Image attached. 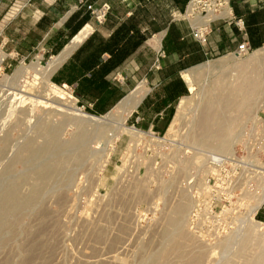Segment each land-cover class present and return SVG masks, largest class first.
<instances>
[{"label": "rangeland", "instance_id": "374dc122", "mask_svg": "<svg viewBox=\"0 0 264 264\" xmlns=\"http://www.w3.org/2000/svg\"><path fill=\"white\" fill-rule=\"evenodd\" d=\"M52 59L44 47L29 57L13 53L0 26V211L11 185L23 196L42 190L0 236V264H264V148H239L244 129L264 118L235 116L259 94L258 74L244 66L252 53L186 72L185 80L197 74L196 86L180 102L169 131L157 134L140 129L135 113L125 116L118 105L92 115L71 87L51 77L45 82L40 72ZM221 62L227 68H214ZM78 113L97 121L79 124ZM51 127L64 148L24 159L27 144L35 151L47 145L43 130ZM78 137L77 146L69 144ZM220 145L228 147L225 153L213 150ZM232 149L242 160L207 192L204 156ZM256 153L257 162L251 159ZM59 161V173L43 182L40 172ZM195 191L201 209L214 196L219 203L217 216L200 212L193 229ZM183 203L188 209L178 234L169 221Z\"/></svg>", "mask_w": 264, "mask_h": 264}, {"label": "crops", "instance_id": "0c3cea01", "mask_svg": "<svg viewBox=\"0 0 264 264\" xmlns=\"http://www.w3.org/2000/svg\"><path fill=\"white\" fill-rule=\"evenodd\" d=\"M190 1L0 0V26L17 55L29 57L44 47L57 65L52 83L71 87L92 115L110 113L147 83L133 122L156 134L169 131L180 102L191 95L184 74L234 55L247 41L252 57L259 54L260 61L251 59L246 67L255 70L261 83L255 105L238 109L235 116L264 118V0H230L232 21L213 23L205 44L179 17ZM104 5L109 11L99 22L92 11ZM237 19L243 20L245 32L236 26Z\"/></svg>", "mask_w": 264, "mask_h": 264}, {"label": "built area", "instance_id": "2783aa9c", "mask_svg": "<svg viewBox=\"0 0 264 264\" xmlns=\"http://www.w3.org/2000/svg\"><path fill=\"white\" fill-rule=\"evenodd\" d=\"M97 17L99 22L105 20L107 10L106 7H102L98 12L92 11ZM183 20L190 23L193 30L194 38L202 44L207 43L209 34L212 31L211 25L215 22H228L232 21V7L230 0H191L187 6L186 11L179 15ZM236 26L245 32L244 22L241 19L236 20ZM251 52L247 41H244L238 46L237 51L234 55L238 58L246 57ZM82 109V108H81ZM79 109V110H81ZM84 109V107H83ZM82 111V110H81ZM259 119V117H257ZM256 120V119H255ZM244 136L242 137L240 150L252 147L254 149L264 148V121L256 120L250 126L246 127L243 131ZM258 154L254 155L251 159L256 161ZM205 167L207 175L205 176L207 192L211 194L218 189L222 175L228 171V168L233 166L242 160L243 156L239 153L232 155H219L209 153L204 156ZM256 158V159H255ZM213 183V184H212ZM194 197L197 202L195 209L192 212L191 224L195 229V222L200 215V212H204L209 217L217 216V204L219 203L216 196L208 201L204 210L201 209L203 202L201 195L195 191ZM197 230V229H196Z\"/></svg>", "mask_w": 264, "mask_h": 264}, {"label": "bare ground", "instance_id": "6f19581e", "mask_svg": "<svg viewBox=\"0 0 264 264\" xmlns=\"http://www.w3.org/2000/svg\"><path fill=\"white\" fill-rule=\"evenodd\" d=\"M74 47V46H73ZM68 49V48H67ZM70 49H72L70 47ZM68 52V51H67ZM70 53H67V55H69ZM257 54V53H256ZM259 56V54H258ZM257 55H255L254 57H252V62H256L258 61L260 58ZM260 61V60H259ZM258 61V62H259ZM56 62V60L54 61ZM60 61L58 60V63ZM257 62V63H258ZM53 63V62H52ZM50 64L48 66V68H46V70H44L45 72L42 73L40 72L41 78L45 81L48 82L49 78L51 76V74H53L52 72L55 71L54 68H57V65L55 63ZM61 63V62H60ZM54 64L56 65V67L54 66ZM228 64L226 62H221L218 63L216 65H214V68H227ZM246 66V65H244ZM243 66V67H244ZM250 66V65H248ZM245 69V68H244ZM193 73V72H192ZM191 72L186 76V81L189 84V87L193 88L194 84H195V76L197 74H192ZM53 84H49V86L51 87ZM147 91V88L145 87L144 84L140 85L137 89H135L134 91H132L129 96L127 98H125L119 105H118V110L120 112H122L125 116H129L139 105V103L141 102V100L143 99L145 93ZM73 104V103H72ZM237 107H235L236 109ZM215 111L214 107H209L207 111ZM74 117L76 118V120L79 122V124H87L90 125L92 123H95V121H97L95 118L89 116V115H85V114H73ZM205 117L211 118V117H217L214 114H205ZM203 116V117H204ZM204 117V118H205ZM206 123L205 125H203V127L199 126L200 129H204L205 132H209L211 126L209 125L211 122V120H208L206 118ZM54 122V121H53ZM46 127V126H45ZM43 131H45L44 133H46L45 135L49 138L48 142L46 143L47 145L44 146L43 148H41L40 150H34V147L32 148L31 144H27V147L25 148V151L27 152V156L24 157V159H28L29 161L34 158H42V157H47V154H50L52 152H60L61 148H64V144H62L61 142L58 141V137H57V131L56 129H53L52 127L49 128H45ZM82 141L81 137L76 138L74 141H72L73 143H69V144H73L74 146H77L80 142ZM44 143V142H43ZM70 148L72 146H66V148ZM228 147L226 145H220L218 147H215L213 150L215 152H219V153H225L227 151ZM67 151V150H66ZM72 151V150H70ZM86 151V150H85ZM83 153V152H82ZM62 154V152H61ZM65 153H63L64 155ZM234 154V150L232 149L230 151V153L228 155H232ZM74 155V154H73ZM19 158H23V155ZM63 157H61L62 159ZM82 158V157H81ZM80 159V158H79ZM66 160V159H65ZM72 160V159H71ZM194 160V159H193ZM70 161V160H69ZM67 162V161H64ZM16 164V163H15ZM61 161L59 162H53V163H48L45 168L40 172L39 176L40 178L44 181L51 179L52 176H54L55 174L59 173V170L61 169ZM71 164V163H70ZM67 170V169H66ZM28 178V177H27ZM65 178V177H64ZM26 179V177H25ZM40 179V180H41ZM56 181V180H55ZM53 183V182H52ZM21 185V184H20ZM10 186V185H9ZM44 186V185H43ZM45 187V186H44ZM47 187V186H46ZM40 188H42L40 186ZM39 189V188H38ZM46 189V188H45ZM35 191H32L30 193V195L28 196H23L21 194V192L19 193L16 185L12 186L5 192V194L2 197V209L0 211V236H3L2 233L4 230L8 229V227L10 226V221L13 217L17 218V215L20 217V213H22L23 210H26L25 208L27 206H29L30 204L32 205L33 202H35L36 199H38L39 192L38 190L34 189ZM29 191V190H28ZM264 192V191H263ZM40 201V200H39ZM188 209V204L183 203L180 207H178L173 215V218L171 219V221H169L171 227L174 229L175 232H177L178 234L180 233V231L183 228L184 225V215L186 213ZM14 222H17L14 220ZM20 222V221H19ZM15 224V223H14ZM13 227V226H12ZM132 227V226H131ZM14 228V227H13ZM126 228V227H124ZM11 229V228H10ZM8 231V230H7ZM6 232V231H5ZM27 233V232H26ZM6 234V233H5ZM169 234V233H168ZM5 236V235H4ZM175 236V235H174ZM11 237V236H10ZM8 238V237H7ZM167 238L171 239V236L167 235ZM176 240V239H175ZM173 241V240H172ZM171 242V241H170ZM45 244V243H44ZM173 244V243H172ZM173 251V250H172ZM86 257V256H85ZM262 260V259H261ZM259 261H255V263H251V264H259ZM107 263V262H106ZM83 264V263H82ZM200 264V262H199Z\"/></svg>", "mask_w": 264, "mask_h": 264}]
</instances>
